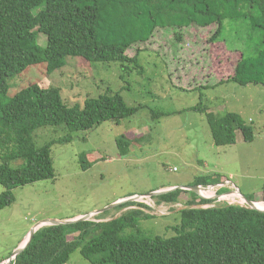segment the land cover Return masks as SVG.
I'll return each instance as SVG.
<instances>
[{
  "label": "trees",
  "instance_id": "16d2710c",
  "mask_svg": "<svg viewBox=\"0 0 264 264\" xmlns=\"http://www.w3.org/2000/svg\"><path fill=\"white\" fill-rule=\"evenodd\" d=\"M227 21L247 31L253 45L234 75L221 83L264 87V0H0V185L6 189L0 195V210L14 203L16 188L55 177L51 145H36L38 130L64 127L89 132L139 111L127 106L120 92L71 106L59 88L30 83L10 96L9 80L32 67L50 77L66 67L69 58L92 66L120 63L132 70L139 52L134 57L127 52L149 42L158 29L217 25L211 38L215 42L224 35ZM38 34L47 37L46 47L40 45ZM203 113L217 147L236 145L238 132L245 141L254 140L252 126L239 114ZM149 137L128 133L117 145L126 155L132 145ZM95 160L90 153L80 155L84 170ZM227 181L220 176L199 178L193 186ZM182 194L190 199L179 211L181 222L171 228L175 235L170 238L150 235L140 222L154 216L131 209L111 221L43 227L12 264H67L78 250L91 264H264V212L227 203L204 208L214 200L192 191L175 190L153 199L159 205L178 204ZM248 198L264 202V192L261 200ZM135 206L147 208L127 202L117 209Z\"/></svg>",
  "mask_w": 264,
  "mask_h": 264
},
{
  "label": "rangeland",
  "instance_id": "374dc122",
  "mask_svg": "<svg viewBox=\"0 0 264 264\" xmlns=\"http://www.w3.org/2000/svg\"><path fill=\"white\" fill-rule=\"evenodd\" d=\"M225 27L224 35L215 42L211 38L218 30L217 25L192 26L182 31L158 29L149 42L135 45L127 52L130 57L139 52L138 63L132 70L120 63L92 66L80 58H69L67 66L50 77L32 67L9 80L10 96L30 83H38L45 89L59 88L71 106L84 105L87 99L109 91L120 92L127 106L138 107L139 111L120 123L109 121L89 132L46 127L35 133L38 147L51 145L55 177L12 191L14 203L0 210V264L8 263L40 222L73 220L106 208L110 210L103 213L102 219H97L99 214L91 215L90 220L111 221L131 209H140L154 216L140 222L146 232L170 238L175 235L171 228L181 222L179 211L185 208L189 194H182L175 205H159L155 199L145 198L134 203L147 208L111 207L156 190L190 187L199 178L220 176L223 181L228 180L205 193L207 197L222 188V192L238 189L247 198L261 200L264 87L221 83L234 75L242 55L249 54L253 45L248 41L247 31L237 24L227 21ZM38 40L40 45L47 46L45 35L38 34ZM205 110L239 114L252 126L254 140L247 142L238 132L236 145L217 147ZM128 133L150 137L132 145L123 155L117 140ZM68 137L71 142L62 143ZM84 152L96 159L87 170L80 163ZM5 191L0 185V195ZM242 200L232 198L228 202H212L211 206L225 203L248 206ZM67 264L91 262L78 250Z\"/></svg>",
  "mask_w": 264,
  "mask_h": 264
},
{
  "label": "water",
  "instance_id": "95a60500",
  "mask_svg": "<svg viewBox=\"0 0 264 264\" xmlns=\"http://www.w3.org/2000/svg\"><path fill=\"white\" fill-rule=\"evenodd\" d=\"M200 187L201 186L173 187V188L166 189V190L156 191V192H153V193L148 194L146 196H140V197L153 198V197H156V196H159V195L167 194V193L175 191V190L192 191V192H195L196 194L199 195ZM236 190L237 191H234V192H237V193H239L241 195L242 199L247 203L249 208H251L252 210H257V211L264 212V209H260V208L257 207V202H254L251 199H249L246 196H244L238 189H236ZM138 197H134V198L132 197L130 199H126L124 201L118 202L117 204L112 206L111 209L116 208V207H118V206H120V205H122L124 203H127V202H135L138 199ZM108 210H110V209L106 208L104 210L98 211V212H96L94 214H91V215L103 214L104 212H107ZM91 215H87V216H84V217H80V218H76V219L68 220V221L45 220L43 222H40L39 224H37L36 226L33 227V229L29 233V236H28V239L26 240V242L12 255L11 258L8 259V263L7 264H12V262L31 244L36 232L38 230H40L41 228L47 227V226L71 225V224H75L77 222L89 221Z\"/></svg>",
  "mask_w": 264,
  "mask_h": 264
},
{
  "label": "built area",
  "instance_id": "2783aa9c",
  "mask_svg": "<svg viewBox=\"0 0 264 264\" xmlns=\"http://www.w3.org/2000/svg\"><path fill=\"white\" fill-rule=\"evenodd\" d=\"M221 185H223V184H221ZM221 185H215V186H209V187H202L201 186L200 189H199V196H200V198L215 200L214 203L228 202V201H230V199H232L231 197H234L236 199H239L238 196H236V193L237 192L231 191V193L230 192L229 193H227V192L226 193H221L222 188L220 190L217 189L216 190V193H214V196L207 197L205 195V193H207V192L212 191L213 189H215L216 186H221ZM145 198H149V197H138V199L136 201H138L139 199H145ZM244 203H245V201H244ZM162 204H164V206H167L168 205V204H165V203H162ZM229 204L230 205H233L231 203H229ZM172 205H175V204H172ZM208 205H210L209 207H215V206H211V203L210 204H207V205H205L203 207L204 208H209V207H207ZM238 205L245 206L244 204H238ZM153 209H155V208H153Z\"/></svg>",
  "mask_w": 264,
  "mask_h": 264
},
{
  "label": "bare ground",
  "instance_id": "6f19581e",
  "mask_svg": "<svg viewBox=\"0 0 264 264\" xmlns=\"http://www.w3.org/2000/svg\"><path fill=\"white\" fill-rule=\"evenodd\" d=\"M236 196H240V197H241L240 194H236ZM232 198H234V197H232ZM238 198H239V197H238ZM233 201H234V200H233ZM241 203H244V202H241ZM257 207L260 208V209H264V203H257Z\"/></svg>",
  "mask_w": 264,
  "mask_h": 264
},
{
  "label": "crops",
  "instance_id": "0c3cea01",
  "mask_svg": "<svg viewBox=\"0 0 264 264\" xmlns=\"http://www.w3.org/2000/svg\"><path fill=\"white\" fill-rule=\"evenodd\" d=\"M169 188H173V187H169ZM164 189L166 190V189H168V188H164ZM164 189H160V190H164ZM156 191H158V190H156ZM1 264H2V263H1Z\"/></svg>",
  "mask_w": 264,
  "mask_h": 264
},
{
  "label": "clouds",
  "instance_id": "9594fccd",
  "mask_svg": "<svg viewBox=\"0 0 264 264\" xmlns=\"http://www.w3.org/2000/svg\"><path fill=\"white\" fill-rule=\"evenodd\" d=\"M228 193V192H227ZM243 207H248V206H243Z\"/></svg>",
  "mask_w": 264,
  "mask_h": 264
}]
</instances>
